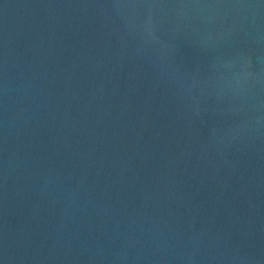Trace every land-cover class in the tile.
Returning <instances> with one entry per match:
<instances>
[{
  "label": "water",
  "instance_id": "obj_1",
  "mask_svg": "<svg viewBox=\"0 0 264 264\" xmlns=\"http://www.w3.org/2000/svg\"><path fill=\"white\" fill-rule=\"evenodd\" d=\"M0 264H264V0H0Z\"/></svg>",
  "mask_w": 264,
  "mask_h": 264
}]
</instances>
